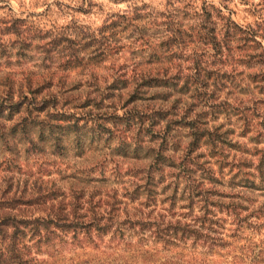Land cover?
<instances>
[{"label": "trees", "instance_id": "obj_1", "mask_svg": "<svg viewBox=\"0 0 264 264\" xmlns=\"http://www.w3.org/2000/svg\"><path fill=\"white\" fill-rule=\"evenodd\" d=\"M220 13L203 5L186 25L135 8L89 37H32L43 59L56 50V68L99 65L85 81L45 67L14 85L7 72L0 144L44 155L48 141L58 155L65 144L80 154L117 137L121 156L147 161L118 198L79 185L0 186V264H264V147L229 158L236 142L216 121L236 115L245 133L260 118L250 134L264 137V33L229 16L217 27ZM9 22L28 47L23 20ZM130 26L147 51L115 65Z\"/></svg>", "mask_w": 264, "mask_h": 264}, {"label": "rangeland", "instance_id": "obj_2", "mask_svg": "<svg viewBox=\"0 0 264 264\" xmlns=\"http://www.w3.org/2000/svg\"><path fill=\"white\" fill-rule=\"evenodd\" d=\"M203 5H214L221 10L219 17H216L217 27L224 21L221 16L224 19L229 16L242 27L264 33V0H0V87L10 80L6 77L7 72L11 73L14 85L24 83L29 75L33 79L44 72L45 67L58 71L56 78L68 74L72 79L85 81L89 67L99 65V62L92 60L88 62V67L56 68L61 62L60 56L55 50L43 59L41 51L34 48V44L41 40L33 39L34 35L47 36L43 41L49 40V33L52 32L89 37L85 34L94 35L117 14H131L135 8L156 14L159 18L166 11H172L186 25H192L195 23L192 13ZM16 18L23 20L20 28L24 29L23 34L31 43L28 47L20 45L19 38L9 25V21ZM128 30L133 34L129 38L123 37L124 45L113 53L111 62L115 65H129L134 59L139 60L146 50L144 45L132 42L136 31H132L131 26ZM109 62L103 64L108 65ZM99 68V72L104 73L105 69ZM217 114L216 121L224 123L222 128L231 129L229 137L236 142L227 148L229 158L235 153L252 158L259 156L258 149L264 147V137H251L250 131L258 125L260 118L253 120L254 126L249 123L250 129L242 133V120L236 115ZM117 142L118 138L114 137L109 141L110 147L85 144L80 154L73 146L65 144L62 155L52 151L48 141H45L44 155L43 152L34 154L32 150L25 151L20 143L17 144V153H10L0 144V186L11 185V190H14L23 186L30 188L34 183L44 187L54 186L62 193L69 194L71 188L79 185L96 191L97 196L98 193L107 196L115 191L117 198L121 197L124 187L130 186L131 181L143 174L147 159L121 156L119 150H114ZM154 175L157 176L156 173ZM122 199L124 201L125 197Z\"/></svg>", "mask_w": 264, "mask_h": 264}]
</instances>
